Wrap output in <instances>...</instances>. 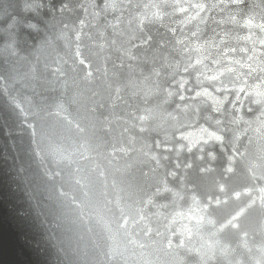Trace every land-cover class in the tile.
I'll return each mask as SVG.
<instances>
[{
    "label": "water",
    "instance_id": "obj_1",
    "mask_svg": "<svg viewBox=\"0 0 264 264\" xmlns=\"http://www.w3.org/2000/svg\"><path fill=\"white\" fill-rule=\"evenodd\" d=\"M0 264H264V0H0Z\"/></svg>",
    "mask_w": 264,
    "mask_h": 264
}]
</instances>
